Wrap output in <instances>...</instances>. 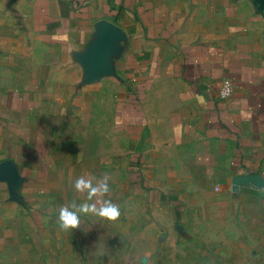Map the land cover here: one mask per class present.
<instances>
[{
	"label": "crops",
	"instance_id": "1",
	"mask_svg": "<svg viewBox=\"0 0 264 264\" xmlns=\"http://www.w3.org/2000/svg\"><path fill=\"white\" fill-rule=\"evenodd\" d=\"M0 51L3 64L30 65L5 94L39 98L0 106V206L23 210L19 227L35 229L37 243L42 219L86 199L73 189L80 176L108 177L103 198L121 210L115 241L132 240L142 216L183 241L200 242L185 223L203 216L244 217L264 237V0H0ZM41 115L70 134L51 129L48 142L32 127ZM41 145L50 168H40ZM56 194L67 197L58 207ZM13 220L0 225L4 245L20 239L6 230Z\"/></svg>",
	"mask_w": 264,
	"mask_h": 264
},
{
	"label": "rangeland",
	"instance_id": "2",
	"mask_svg": "<svg viewBox=\"0 0 264 264\" xmlns=\"http://www.w3.org/2000/svg\"><path fill=\"white\" fill-rule=\"evenodd\" d=\"M17 61L18 64L13 65V63ZM21 62L22 59L19 57L15 59L12 57V59L8 63L5 62V64L0 60V106H16L20 103L29 106L39 101V98L31 99L22 97L18 99L13 96L9 98V96L5 94L7 90L16 91L19 89V82L17 79L19 76L22 77V75H25L30 67V65L25 66L22 64V66H19ZM32 69L33 72L40 70V68L35 66ZM225 83L231 86L228 82H224L222 86ZM26 85L28 88L29 81L26 82ZM21 93V95H24V92ZM47 117L48 116L41 115L37 123H31L33 128L37 127L42 129L43 132L45 131L48 135V142L50 141L51 129H54L53 133L63 134V139H65L66 135L70 134L69 130L65 129L63 123L60 121L57 123L49 121ZM10 121L9 123H12L13 119ZM5 122L8 124V121L4 120L2 115H0V147L3 146V140L8 139L5 137L6 133L1 130L2 123ZM11 126L14 125L11 124ZM13 141H15L18 150L17 142L21 143L23 139L20 138V135H15ZM41 146L38 147V150L41 155H44L43 161L39 163L40 168L43 166L50 168V163H52L51 155L45 157V148ZM20 151L22 152L23 149ZM31 172L33 175L35 174V170H31ZM39 176L40 175L36 174V178H40ZM43 177L44 175H42V178ZM54 180V178H51L48 182L52 183ZM35 186L41 188L43 183L34 185V187ZM35 190L36 189L33 188V192ZM31 192V189L27 190V193ZM36 194H41V191L37 190ZM56 195L58 196L54 198L53 202L58 207L67 197L65 195L61 196V194ZM42 200L46 203L51 202V200H45L44 197H39V201ZM214 211H211V213ZM24 214L26 213L16 206H10L9 208L0 206V225H6L9 219H14L7 225L8 228L6 230L10 229L11 235L16 234L15 228L22 232L18 234L20 239L6 245L1 243L3 239L0 238L1 264H264V240L263 243L260 241L264 237L262 235L260 237L257 232L247 229V222H245L244 217L238 218V220L235 221L231 216H228L222 224H220L218 219L204 216L194 219L189 223H185V219L184 223L186 228L190 233H196V236L200 238V242H195L194 240H180L181 237L174 236L176 233L172 225L162 226L163 231L158 230V228L153 225H144L150 220H146L143 216L139 224L133 226L128 231L129 233L127 235L130 236L131 234L130 238H132V240L127 242L115 241V235L118 232L115 227L111 225L114 221L109 222L88 215L84 218L88 225H83L80 221V225L76 229L63 230L58 224L57 217H49L45 220L41 218L46 231H43L41 235L38 236L40 238H38L40 243H37L34 240V238H37L35 236V229H30L28 226L23 225L19 227V221L17 222V220L18 218H22ZM159 216L162 215L155 214L156 218ZM159 219L162 221L161 218ZM176 219L172 217L171 221H174L173 224L176 222ZM178 221L182 222L180 218H178ZM14 222H17L15 226H13ZM7 232L9 233V231ZM160 233H164L166 236L165 239L163 241L155 240ZM68 236L73 240L75 239V242L67 245L65 240L68 239ZM2 237H4V235H2ZM151 237H153L154 241L151 240ZM39 244H41L42 247H40ZM131 248L135 249L136 252L133 259L128 258L130 257L128 256V252ZM70 249L71 255L67 260L53 256L56 254L57 250L60 252L63 250V252L65 251L66 253V250ZM83 249L85 251H82ZM145 254L150 255L146 257L145 263H143L141 258ZM12 255L18 256L13 257Z\"/></svg>",
	"mask_w": 264,
	"mask_h": 264
},
{
	"label": "clouds",
	"instance_id": "3",
	"mask_svg": "<svg viewBox=\"0 0 264 264\" xmlns=\"http://www.w3.org/2000/svg\"><path fill=\"white\" fill-rule=\"evenodd\" d=\"M94 180L95 177L86 179L83 176L74 180V191L86 193V199L79 203L72 201L59 207L57 221L61 229H76L80 225L82 216L91 215L109 222L116 221L120 217V207L111 200L103 198L110 191L108 177L104 176L95 183Z\"/></svg>",
	"mask_w": 264,
	"mask_h": 264
},
{
	"label": "built area",
	"instance_id": "4",
	"mask_svg": "<svg viewBox=\"0 0 264 264\" xmlns=\"http://www.w3.org/2000/svg\"><path fill=\"white\" fill-rule=\"evenodd\" d=\"M231 93H232V88H231V86H230L229 84L225 83V84L222 86V88H221V92H220L221 97H223V98H227V97H229V96L231 95Z\"/></svg>",
	"mask_w": 264,
	"mask_h": 264
}]
</instances>
